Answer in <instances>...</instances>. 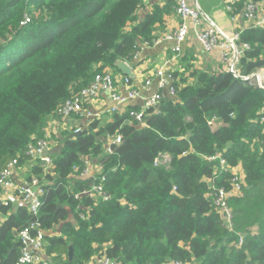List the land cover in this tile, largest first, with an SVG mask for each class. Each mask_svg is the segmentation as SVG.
Here are the masks:
<instances>
[{
    "label": "trees",
    "instance_id": "1",
    "mask_svg": "<svg viewBox=\"0 0 264 264\" xmlns=\"http://www.w3.org/2000/svg\"><path fill=\"white\" fill-rule=\"evenodd\" d=\"M142 3L0 0V170L15 158L33 160L28 147L44 137L49 117L152 41L159 11L129 27ZM241 43L250 46L241 72L264 68V26L245 28ZM190 74L193 82L173 83L175 98L162 92L155 106L129 105L106 126L95 120L49 155L48 171L41 161L33 165L44 185L39 213L0 206L8 216L0 221V260L14 262L20 232L39 222L45 231L63 227L60 237L45 235L59 264H87L97 254L119 264H264V88L225 70ZM117 135L121 143L106 150L99 137ZM89 156L102 166L91 182L80 177ZM235 167L244 176L242 194L228 199L229 226L216 198L232 188ZM96 184L111 198L83 194Z\"/></svg>",
    "mask_w": 264,
    "mask_h": 264
},
{
    "label": "crops",
    "instance_id": "2",
    "mask_svg": "<svg viewBox=\"0 0 264 264\" xmlns=\"http://www.w3.org/2000/svg\"><path fill=\"white\" fill-rule=\"evenodd\" d=\"M249 1L251 0H237L234 6V12L232 13L227 10L224 0H189L192 5H196L197 3L206 14L230 34L242 32L245 28L252 26L253 22L246 16V6ZM252 1H256L259 13H264V0ZM142 2V6L138 10L136 18L129 23V27L143 22L146 17L154 11H159L161 14V21L155 23L153 39L173 34L180 27L182 19L176 9V0H142ZM144 42L145 41L140 42L141 47L144 45ZM175 45L176 42L174 40H163L158 44L142 47L134 60L130 62L127 61L132 66L135 73V77L130 78V84L126 83V78L129 76L124 74L118 67V69H107L113 74L119 93L126 96L131 89H135L138 92L137 97H135L129 105H139L143 107L148 97L160 92H163L164 95L167 96V91L170 89V86L173 85L174 82L179 81L182 77H185L188 82H193L195 79L190 72L207 71L210 73H218L226 69L220 52L207 51L199 41L192 26L189 29L187 39L181 44V52L179 54L173 51ZM161 68H164L165 72L171 74V76L172 73L177 74L176 80L175 77L169 80L167 79L168 83L164 87L161 86V76L157 74L158 70ZM259 72L264 75V68ZM148 80H151V84L149 85L147 84ZM113 105L114 101L111 95L101 91L98 97L84 101V111L80 114H73L71 116L52 114L45 126L43 137L49 142V147L47 148L49 155L60 151V148L64 145V141L67 138H73L72 133L78 128L87 129L90 123L95 120H100L103 126L112 122L113 114L117 113L112 110ZM217 124H220V122L218 121ZM99 139L105 142V149L107 150L112 138L102 136L99 137ZM88 158L91 160V175L89 177H80L88 179L91 182L101 173L102 166L99 163V156H89ZM39 161H41V166H47V171L50 169L51 166L46 163L44 156L33 158L31 161L18 165L13 173L15 187L0 190L1 205L11 202L14 210L22 206L17 195V187L25 185L32 176L35 177L33 174V165L38 164ZM239 169L242 172L240 167ZM74 177H77L76 174L73 178ZM7 217L8 216H0V221L3 223ZM69 219L76 223L73 215H71ZM62 228V225H60L56 230L46 231V234L51 237H60ZM17 250L19 254V246ZM43 255L46 259L51 261V264H59V262L55 260L58 254H49L45 248ZM62 255L64 258L66 257L65 253H62ZM95 261L96 255L87 264H95Z\"/></svg>",
    "mask_w": 264,
    "mask_h": 264
},
{
    "label": "built area",
    "instance_id": "3",
    "mask_svg": "<svg viewBox=\"0 0 264 264\" xmlns=\"http://www.w3.org/2000/svg\"><path fill=\"white\" fill-rule=\"evenodd\" d=\"M224 2L226 3L227 10L233 13L237 0H224ZM176 9L182 19L180 27L173 34L152 39V41H145L142 47L158 44L163 40H174L176 45L173 47V51L179 54L181 52V44L187 39L189 29L192 26L195 30L196 36L207 51L220 52L221 58L226 67L225 71L232 73L236 78L248 80L249 82L264 88V75L259 72L261 69L250 75H244L240 70L241 58L243 57L245 50L250 48L247 43H241V32H235L234 34L228 33L222 29L208 14H206L197 3L196 5H192L189 0H176ZM246 16L253 22L252 26H264V13H259L256 1L251 0L247 3ZM30 21L31 17H26L21 24L24 25ZM138 53L136 55H138ZM157 74L161 76L162 87H164L168 83V80L172 78L171 74L166 73L164 68L159 69ZM130 81V77H127L126 83L130 84ZM147 84H151V80H148ZM169 90L171 96L176 94L175 87L172 85ZM101 91L107 92L111 95L114 101L112 110L120 113H124L131 101L138 95V92L135 89H131L126 96L119 93L113 74L109 70H105L103 72H99L95 76L94 81L88 87H85L79 93L67 99L62 106L59 107L56 114L60 116H71L73 114L82 113L84 111V101L98 97ZM162 96L163 94L160 92L148 97L144 103L145 108L155 106L161 100ZM131 115L138 121H141L143 118V112L132 111ZM262 120L264 121V116L262 117ZM75 132H82V128H78ZM111 138L112 140L110 145L118 144L122 141L120 135ZM48 147V140L45 138L37 139L36 142L29 145L27 153L32 158L41 157ZM107 149L112 152L111 146ZM163 157L168 158V155H164ZM44 159L47 164L51 163V158L49 156L46 158L44 157ZM222 164L223 167L226 168L227 164L224 160H222ZM18 165L19 160L15 158L11 160L5 168L0 170V190L15 187L13 173ZM90 165L91 160L87 157L85 159V168L80 171L81 177H89L91 175L92 171L90 169ZM78 170L79 169L76 168V171ZM233 173L234 178L232 188L230 190L221 188L218 191L216 198V204L224 213L229 226L231 225L232 215L231 209L228 205V199L233 195L236 196L242 194L244 176L239 167L233 168ZM43 186L42 181L38 177H32L25 185L17 187V195L22 206L27 207L28 210L35 216L38 215L42 204L41 198L44 192ZM83 194L94 198L102 197L104 200L111 198L110 195L104 193L102 187L97 184L90 189L85 190ZM32 229L33 232L31 231ZM45 235L46 231L41 227L39 222H34L30 227L23 229L19 234V255L11 264H51V261L46 259L43 255V251L46 248ZM95 264H119V262L106 254H97ZM169 264L190 263L175 260Z\"/></svg>",
    "mask_w": 264,
    "mask_h": 264
},
{
    "label": "water",
    "instance_id": "4",
    "mask_svg": "<svg viewBox=\"0 0 264 264\" xmlns=\"http://www.w3.org/2000/svg\"><path fill=\"white\" fill-rule=\"evenodd\" d=\"M115 66L118 67L124 74H126L127 76H129L130 78H134L135 77V73L132 69V66L125 60H118L116 61L115 63ZM173 97V96H171ZM175 98V97H173ZM80 133H77V132H74L72 133V137H76L77 135H79ZM43 156L46 158L47 156H49V151L46 150L45 153L43 154ZM45 160V159H44ZM44 164H45V161H44ZM2 204L1 200H0V205ZM18 244L16 243L14 245V249H17L18 248ZM74 247L73 246H70V249H69V259L72 261L73 258H74ZM0 264H6V261H2L0 260Z\"/></svg>",
    "mask_w": 264,
    "mask_h": 264
},
{
    "label": "rangeland",
    "instance_id": "5",
    "mask_svg": "<svg viewBox=\"0 0 264 264\" xmlns=\"http://www.w3.org/2000/svg\"><path fill=\"white\" fill-rule=\"evenodd\" d=\"M168 88H169V85H168ZM167 96H168V97H171L170 94H169V89H168V91H167ZM166 159H167V157H162V158H160V159L158 160V163L162 162V160L165 161Z\"/></svg>",
    "mask_w": 264,
    "mask_h": 264
}]
</instances>
